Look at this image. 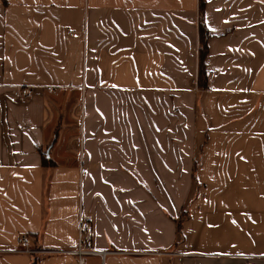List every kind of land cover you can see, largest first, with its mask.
Returning <instances> with one entry per match:
<instances>
[{"label": "crops", "instance_id": "1", "mask_svg": "<svg viewBox=\"0 0 264 264\" xmlns=\"http://www.w3.org/2000/svg\"><path fill=\"white\" fill-rule=\"evenodd\" d=\"M79 240L83 264H264V0H0V264Z\"/></svg>", "mask_w": 264, "mask_h": 264}, {"label": "trees", "instance_id": "2", "mask_svg": "<svg viewBox=\"0 0 264 264\" xmlns=\"http://www.w3.org/2000/svg\"><path fill=\"white\" fill-rule=\"evenodd\" d=\"M205 0H199V11L200 13L203 12V7H204ZM208 34L205 28V25L203 21H200V26H199V42H200V54H199V83L202 82V78H205V68H204V58L206 54V38Z\"/></svg>", "mask_w": 264, "mask_h": 264}, {"label": "built area", "instance_id": "3", "mask_svg": "<svg viewBox=\"0 0 264 264\" xmlns=\"http://www.w3.org/2000/svg\"><path fill=\"white\" fill-rule=\"evenodd\" d=\"M54 86H47V89L48 90H52ZM19 95L23 98H26L28 95H29V87L28 86H19ZM21 241L24 245L27 244V239L26 237H22L21 238ZM16 252H34L32 250H29V249H24V250H16ZM73 253H75L78 257V264H83L84 260H83V256L87 253H95L94 251H89V250H84V249H81V241L79 240L78 242V247L76 250L73 251ZM101 255L104 254V252H99ZM159 255H164V253H158Z\"/></svg>", "mask_w": 264, "mask_h": 264}, {"label": "rangeland", "instance_id": "4", "mask_svg": "<svg viewBox=\"0 0 264 264\" xmlns=\"http://www.w3.org/2000/svg\"><path fill=\"white\" fill-rule=\"evenodd\" d=\"M33 251V250H32ZM32 253V252H31Z\"/></svg>", "mask_w": 264, "mask_h": 264}]
</instances>
